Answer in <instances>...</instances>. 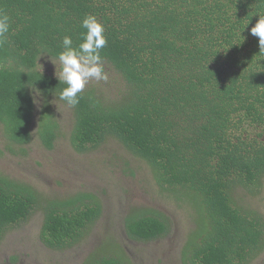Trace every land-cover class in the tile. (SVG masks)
Instances as JSON below:
<instances>
[{
	"label": "trees",
	"instance_id": "16d2710c",
	"mask_svg": "<svg viewBox=\"0 0 264 264\" xmlns=\"http://www.w3.org/2000/svg\"><path fill=\"white\" fill-rule=\"evenodd\" d=\"M0 14L9 22L0 43V156L31 159L40 146L98 178L76 188L56 174L48 186L0 166V244L36 226L32 249L55 261L71 254L73 264H135L130 254L171 233L166 206L187 217L172 254L179 264H259L264 50L251 28L264 0H0ZM88 14L105 28L109 79L89 83L72 106L59 98L66 85L52 60L64 36L78 47ZM110 139L132 158L93 155ZM121 160L122 178L150 195L144 175L152 203L120 184Z\"/></svg>",
	"mask_w": 264,
	"mask_h": 264
},
{
	"label": "rangeland",
	"instance_id": "374dc122",
	"mask_svg": "<svg viewBox=\"0 0 264 264\" xmlns=\"http://www.w3.org/2000/svg\"><path fill=\"white\" fill-rule=\"evenodd\" d=\"M60 109V117L62 119L64 118L68 125H71L70 114L63 108ZM110 141V144L102 145L94 149L92 152L93 155L97 158H103V155L109 154L114 161H117L116 156H114L116 153H118V155H124L125 159L127 157L128 159L132 158L131 153H129L120 143L114 139H110ZM30 150L31 159L23 156H15L7 152L5 156H0V166H6L8 169L12 168V170H16L18 173L21 172L26 178H32L35 182H43L48 186H56V180L54 179L56 174L62 175V180L68 186L70 185L71 187L76 188L81 183V179L89 184L96 182L98 179L87 167L76 166L73 163L74 160L66 157L57 150L52 151L34 145H32ZM125 167L126 165L121 160V164H119L115 170L116 174L114 175H120L119 178L125 181L120 184L127 186V188H133L134 186L135 198L137 200L143 203H152L151 197L153 195L155 196L156 193L146 184L144 175L142 174L141 178L151 197L141 184L138 183V185H136L134 181L122 178L121 173H123ZM22 171H24L25 174ZM101 185L103 188L107 187L105 184ZM44 190L45 193L49 195L53 194L47 187ZM107 190L111 195L115 193L113 187H111V189L107 187ZM159 197L160 196L156 198ZM262 202H258V205L264 209ZM163 207L174 220L172 231L164 239L155 240L149 244H143L145 250L138 252L139 254H130V256L134 257L135 264H179L176 257H173L172 254L178 249V244L184 240L183 236L188 227L186 220L187 217L181 210H177L173 207ZM257 208L260 209L259 207ZM35 228L36 226H26L25 231L23 232L22 230V235L20 234L21 236L14 233L8 235L7 239L0 244V264H73L71 260H69L71 254H68L69 256L67 258L55 261V258H53L51 254H44L42 248L32 249V246H36L34 241H32ZM130 247L133 248L132 244H130ZM12 255L18 257V261L15 263L8 260ZM259 264H264V254H262Z\"/></svg>",
	"mask_w": 264,
	"mask_h": 264
},
{
	"label": "clouds",
	"instance_id": "9594fccd",
	"mask_svg": "<svg viewBox=\"0 0 264 264\" xmlns=\"http://www.w3.org/2000/svg\"><path fill=\"white\" fill-rule=\"evenodd\" d=\"M81 26L86 30L78 47H73L71 36H64L63 51L56 60L55 75L60 83L66 85L60 92L59 98L69 105L79 103L80 95L89 83L107 82L109 73L105 68L101 49L107 43L103 23L93 14H88L82 20ZM9 31L8 17L0 14V43ZM251 34L259 38L260 50H264V16L251 28ZM41 65V64H40ZM42 70V68H41Z\"/></svg>",
	"mask_w": 264,
	"mask_h": 264
}]
</instances>
